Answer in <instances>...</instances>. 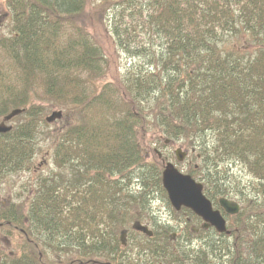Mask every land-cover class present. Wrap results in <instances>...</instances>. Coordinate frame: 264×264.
Wrapping results in <instances>:
<instances>
[{
	"label": "trees",
	"instance_id": "obj_1",
	"mask_svg": "<svg viewBox=\"0 0 264 264\" xmlns=\"http://www.w3.org/2000/svg\"><path fill=\"white\" fill-rule=\"evenodd\" d=\"M3 2L9 22L0 33V117L21 112L0 132V183L32 167L48 125L33 100L37 93L73 119L50 138L54 167L36 177L29 234L50 251L91 254L109 264L122 259V232V264H264V48L235 47L244 38L264 43V0ZM89 3L116 48L137 57L139 64L122 68L116 81L97 82L109 61L77 21ZM137 9L145 15L132 13ZM135 30L149 40L131 48ZM155 39L158 50L151 48ZM150 123L194 149L187 173L212 202L219 195L242 198V210L227 219L232 233L201 229L203 247L189 248L193 232L183 218L151 217L157 196L170 205L160 158H147L141 147ZM236 164L252 175L251 193L229 175ZM22 205L8 200L0 221L24 228ZM131 220H148L152 235L134 230ZM235 243L244 247L239 255ZM22 263L21 256L12 262Z\"/></svg>",
	"mask_w": 264,
	"mask_h": 264
},
{
	"label": "rangeland",
	"instance_id": "obj_2",
	"mask_svg": "<svg viewBox=\"0 0 264 264\" xmlns=\"http://www.w3.org/2000/svg\"><path fill=\"white\" fill-rule=\"evenodd\" d=\"M4 9H5L4 2L3 0H0V33H4L8 31L7 26L9 22V17H8L9 14L8 11ZM91 9H92V3H89L85 8V12H83V14L80 15V18L77 19V21L80 22L82 26L85 28V30L88 33L92 34L93 37L100 43L109 61L108 69L105 71V73L102 76H100L97 79V82L102 83L110 80L116 81L114 78L119 75V71H121L122 68L124 69L127 66H131L133 64H139L136 63L137 57L132 58L131 53L126 52L125 50L120 51L116 48L110 34L107 31V27L105 26L104 21H98L95 17H93L91 15ZM138 10L140 9L133 10L134 12L132 13H137ZM140 11L142 15H145V11L142 10ZM130 35H131L130 36L131 39L134 38L136 40V42H132L135 43L136 45L130 46L131 48H135V47L138 48L143 44L142 42H144V40L146 39L147 41L149 40L147 38V34H145L144 32L139 33L138 30L131 31ZM245 41L246 38L240 40L235 44V47L238 48L240 44H243L242 49L246 51H250L251 53L254 52L256 48H260L261 46L262 48H264V43L261 45L258 42L254 41L255 43L253 42L251 45H249V44H244ZM159 43H160L159 39L153 40V46H151V48H154V50H158V48L160 47ZM33 100L37 104L43 106L42 116L44 120L45 117L50 115L52 111H61V117L55 119L50 123L47 122L48 125L42 128L43 130L40 141V147L36 151L33 157L31 169L27 171L25 170V171L13 173L11 176L7 177L4 181L0 183V206L1 204H5L6 201L12 199L13 200L18 199V202H21V204H24L25 202L28 201V198L30 196L29 191L34 184L35 182L34 180H36V177L38 176L44 177L48 175L54 167L53 159H52L53 157L51 156L53 141L50 138L55 136L60 129H63L73 121L72 114L67 110L65 106L50 102V100H45L44 97L40 96V93H37L36 97L33 98ZM14 117L8 122L9 124L12 125L15 124L17 119H15ZM2 120L3 118L0 117V121ZM148 125L146 132L143 136V139L141 138L140 140L141 147L145 155H147V158L152 159L154 156L158 157V153L162 152L163 157H167L165 161L163 160V158L159 157L162 165H164V163L167 161H171L175 163V165L179 170L183 172H187L190 165L193 164V158H192V153L190 151V147L184 145L180 140L168 139L166 136L161 134L157 128H154L152 126L153 125L152 123ZM176 149H181V152L183 151L185 153L183 161L180 163L176 161V155H175ZM185 151H187V154ZM229 173H231L229 175H231L232 180L236 177V179H239V181L243 186L244 184H246V191L251 193V191H249L248 186H251L253 178L252 175L249 174V172H247L243 166H241L240 164L231 166ZM151 209L153 212V213L151 212V214H153L152 216L155 218V220L157 219L162 221L169 220L170 223H174L171 214L174 216L175 214L179 215L184 220H186L187 217L190 216L188 212L187 213L180 212V210L177 211L173 209L171 206L168 208L166 206L165 200L163 198H160L159 196H157V198L152 201ZM24 211L23 214H25ZM231 219L234 220L233 217L230 218V220ZM132 222H133L132 220L129 222V226H131ZM144 222L145 223L143 222L142 223L146 224L148 220ZM17 227L19 228L20 225L12 224V226H7L6 224H3V222H0V243L4 242V246L8 247L7 243L9 242L11 244L10 249L17 250V248L22 242L21 239L19 238L20 231L17 229ZM8 250L9 248L7 250L5 249V251ZM19 250H21V248Z\"/></svg>",
	"mask_w": 264,
	"mask_h": 264
},
{
	"label": "flooded vegetation",
	"instance_id": "obj_3",
	"mask_svg": "<svg viewBox=\"0 0 264 264\" xmlns=\"http://www.w3.org/2000/svg\"><path fill=\"white\" fill-rule=\"evenodd\" d=\"M191 153L194 152V149L192 148ZM187 154V151H185ZM162 153V152H161ZM184 153V152H183ZM185 155V153H184ZM163 156V155H162ZM35 181V180H34ZM36 188V182H34L32 188L30 189L29 193L30 196L28 198V201L30 200L31 196L34 194ZM219 195L217 196V199L212 203V206L214 209H218L220 211V213L222 214V216L225 218L226 222L227 219L230 217H237L236 215L242 210L243 208V204L241 203L242 198H236V197H227L229 199H233L234 201H236L239 204V211L235 214H229L227 213L220 205H219V201L218 199L220 198ZM28 201L25 202L22 205V209L24 211V228H17L20 231V239H21V244L19 245V247L17 248V250H13L10 249L11 244L8 242L7 246H4V242L0 243V264H12V262H14V259L18 258V257H22L23 258V263L22 264H102V263H106L109 264V262L107 260L105 261H100V260H95L94 258L91 257V254H82V253H78V252H72V253H66V252H55V251H50L48 249H45V245L41 242V240H38L37 238L31 236V234H29V204ZM7 203V201H6ZM5 203V204H6ZM250 205H254V198L250 199ZM5 204H1V206H4ZM0 206V207H1ZM190 211L188 208L186 209L185 207H181L180 212H186ZM191 212V211H190ZM250 217H253L255 215V211L254 208H252L250 211ZM264 213V211H263ZM190 215V214H189ZM195 215V214H194ZM196 216V217H195ZM195 216H188L187 219L185 221L188 222L189 224V228L191 229V232H193V234L190 235V237L187 238V240H185L186 243H188L189 248H198V247H203L206 237H204L203 232L201 229H209L210 231L212 230V228L214 229L213 226H205L203 220L201 217L195 215ZM151 217L155 220V218L152 216ZM157 223H159L158 220H156ZM1 222V221H0ZM238 223V222H237ZM148 226H150V222L148 221L146 223ZM177 229L175 231H173L171 233V237L172 239H174L176 237V235L178 234V230L179 228L176 227ZM234 228V227H233ZM236 230V228H234ZM238 229V228H237ZM215 230V229H214ZM18 231V232H19ZM216 231V230H215ZM217 232V231H216ZM232 233V232H230ZM231 239H234L235 241H237L239 239L238 236H231ZM37 239L38 242H35L34 240ZM125 245V240L124 238L120 237V247H121V256L122 259L119 262V264H122L124 262L123 256H124V248ZM234 246L237 248V252L236 255H239L241 252H243L244 247L243 246H239L236 243L234 244ZM9 248L8 251H5V249L7 250ZM23 249V251L19 250V249Z\"/></svg>",
	"mask_w": 264,
	"mask_h": 264
},
{
	"label": "water",
	"instance_id": "obj_4",
	"mask_svg": "<svg viewBox=\"0 0 264 264\" xmlns=\"http://www.w3.org/2000/svg\"><path fill=\"white\" fill-rule=\"evenodd\" d=\"M20 109H14L4 118L9 120L14 115L18 114ZM61 117V111H52L50 115L45 117L47 122H52ZM11 129L10 125L4 122L0 123V132H6ZM176 158L181 161L184 153L180 149L175 150ZM162 186L167 193L168 200L171 206L179 210L181 206L190 209L197 216L201 217L205 226H213L219 233H229L226 220L218 209L212 207L211 201L203 193L202 184L194 179L190 174L183 173L170 161H167L161 172ZM219 205L229 214H235L239 211V204L225 197L219 198ZM132 228L142 231L150 236L152 231L147 226L138 222L133 223ZM124 233H121L123 235Z\"/></svg>",
	"mask_w": 264,
	"mask_h": 264
}]
</instances>
